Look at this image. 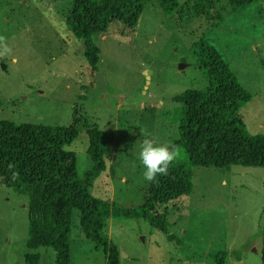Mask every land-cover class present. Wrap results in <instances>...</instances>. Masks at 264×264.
<instances>
[{
    "label": "rangeland",
    "instance_id": "obj_1",
    "mask_svg": "<svg viewBox=\"0 0 264 264\" xmlns=\"http://www.w3.org/2000/svg\"><path fill=\"white\" fill-rule=\"evenodd\" d=\"M178 2L171 12L154 0L137 26L114 23L99 34V71L92 72L84 41L68 28L72 0H0V35L11 48L0 57V121L70 126L76 116L80 134L68 149L78 155L79 176L92 168L87 123L98 125L111 155L92 194L139 207L150 186L137 158L142 133L160 144L180 137L173 97L208 86L191 53L206 39L253 95L240 110L247 131L264 134V0L242 7L229 0ZM178 147L177 160H188ZM192 174L191 193L159 208L175 240L145 218L109 219L106 232L120 250V264H216L220 251L228 253L225 264H263L264 168L197 165ZM28 205L27 195L0 180V264H27V253H38L37 264H56L51 247L26 246ZM70 264H106V252L85 236L78 209Z\"/></svg>",
    "mask_w": 264,
    "mask_h": 264
},
{
    "label": "trees",
    "instance_id": "obj_2",
    "mask_svg": "<svg viewBox=\"0 0 264 264\" xmlns=\"http://www.w3.org/2000/svg\"><path fill=\"white\" fill-rule=\"evenodd\" d=\"M152 1L72 0L68 28L84 41V54L92 72L99 71L101 60L96 37L107 33L114 23L137 26ZM163 1L171 12L180 6L178 0ZM255 1L261 0H229V4L242 7ZM191 53L209 84L173 97L180 106V137L174 144L184 147L188 160H176L167 176L150 182L144 204L139 207H127L92 194L94 182L108 169L111 155L108 135L98 125L87 123V154L92 168L79 176L78 155L68 149L80 134L76 116L70 126L0 121V180L29 198L28 249L51 247L56 252V264H70L72 217L74 209H78L85 236L96 249L106 252V264H120V250L106 232L109 219L145 218L172 241L176 237L169 233L167 218L159 208L191 193L193 166L264 168V134L249 133L240 116L253 95L208 40L195 42ZM13 173H18L16 179ZM262 234L264 264V219ZM227 256V251H220L213 258L216 264H225ZM26 262L37 264L38 253H27Z\"/></svg>",
    "mask_w": 264,
    "mask_h": 264
},
{
    "label": "clouds",
    "instance_id": "obj_3",
    "mask_svg": "<svg viewBox=\"0 0 264 264\" xmlns=\"http://www.w3.org/2000/svg\"><path fill=\"white\" fill-rule=\"evenodd\" d=\"M11 54L7 38L0 35V57ZM145 137L139 145L137 158L143 166V179L147 182H156L158 176H167L170 166L180 157V148L175 144L156 143L150 133L143 132ZM11 169V165L9 166ZM18 173H13V179Z\"/></svg>",
    "mask_w": 264,
    "mask_h": 264
},
{
    "label": "water",
    "instance_id": "obj_4",
    "mask_svg": "<svg viewBox=\"0 0 264 264\" xmlns=\"http://www.w3.org/2000/svg\"><path fill=\"white\" fill-rule=\"evenodd\" d=\"M183 66H184V65L181 64V65H180V68H182ZM145 73L147 74V71H145ZM146 77H147V84H149V83H150V75L147 74ZM146 88H147V86H146Z\"/></svg>",
    "mask_w": 264,
    "mask_h": 264
}]
</instances>
